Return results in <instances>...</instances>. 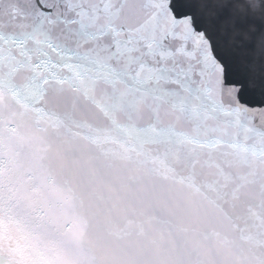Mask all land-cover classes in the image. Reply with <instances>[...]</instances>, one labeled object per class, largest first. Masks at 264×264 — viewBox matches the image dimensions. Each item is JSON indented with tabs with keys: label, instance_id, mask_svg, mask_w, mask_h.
Masks as SVG:
<instances>
[{
	"label": "water",
	"instance_id": "water-1",
	"mask_svg": "<svg viewBox=\"0 0 264 264\" xmlns=\"http://www.w3.org/2000/svg\"><path fill=\"white\" fill-rule=\"evenodd\" d=\"M3 208L33 264H264V0H0Z\"/></svg>",
	"mask_w": 264,
	"mask_h": 264
}]
</instances>
